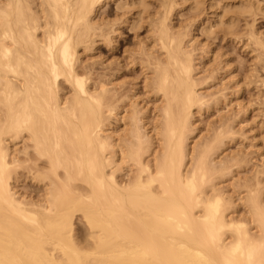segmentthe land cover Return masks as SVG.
<instances>
[{
    "label": "bare ground",
    "instance_id": "bare-ground-1",
    "mask_svg": "<svg viewBox=\"0 0 264 264\" xmlns=\"http://www.w3.org/2000/svg\"><path fill=\"white\" fill-rule=\"evenodd\" d=\"M144 1L141 7L150 5ZM161 1L153 39L163 59L149 62L150 88L161 103L151 128L159 147L148 162L143 153L155 138L142 125L143 110L132 103L137 107L119 113L108 90H89L75 68L102 1L0 0V264H264V195L250 186L243 200L249 218L231 215L233 198L213 183L221 158L212 152L220 139L210 136L212 143L199 149L202 142L188 144L192 109L203 95L183 46L186 35L168 27L177 3ZM191 1L195 11L203 4ZM214 1L217 26L226 10L264 14V0ZM60 82L69 95L61 97ZM110 117L122 122L123 136L108 132ZM19 140L22 149L12 145L16 157L10 145ZM126 162L136 169L123 182L115 172ZM22 168L44 188L36 202L13 188L12 175ZM77 214L89 237L83 247L72 237Z\"/></svg>",
    "mask_w": 264,
    "mask_h": 264
},
{
    "label": "rangeland",
    "instance_id": "rangeland-1",
    "mask_svg": "<svg viewBox=\"0 0 264 264\" xmlns=\"http://www.w3.org/2000/svg\"><path fill=\"white\" fill-rule=\"evenodd\" d=\"M101 1L102 3L96 8L93 15V31L88 38L89 41L87 40L83 44L84 47L81 45L78 48V60L75 68L78 74L86 79V85L89 86H87L88 89L90 88L89 90L95 91L97 87H104V89L108 90L109 93L106 95L108 98L106 99L110 98L109 102L119 104V113L123 108H131L130 104L135 108L138 106L136 109H139V111L143 110V115H140L141 118L144 116L142 125L144 128L147 126L148 129L146 128V130L150 133L155 128V121L157 120L158 110L155 108L161 105L159 95L155 93L157 95L155 96L152 93L154 88L152 90L150 88L151 82L154 83V79H151L154 78V72L149 67L154 70V64L151 65L152 63L149 62L153 61L154 63L155 60L151 57L156 59L157 54L161 52L157 45L159 44L158 39L156 41L154 39L157 37V24L160 20L158 17L160 18L161 16L162 7L160 3L162 1H144L145 4L147 2V4H150L145 5V9L140 6L139 0ZM173 1H176L174 3L177 4H175L176 8L174 5L171 13L173 15L170 16V19H172H169V22L167 21L168 27L171 25L173 30L171 28L170 30H172L174 35H178L176 32L183 36L186 35L184 36L183 46L186 51L191 53L194 73L196 74H194L196 88L199 89L197 91L200 92V96L201 93L203 95L201 96V103L192 109L193 114L190 119L191 135L189 136L191 140L188 139L190 141L187 142L189 146H193V143L202 142L201 144H196L198 146L196 148L199 149L201 145L212 143L214 138L220 139L218 142L221 141L222 144L215 143V147L217 145L216 148H220L219 150L215 148V151L218 150L219 152L213 151L212 153L216 154V159L218 157L221 159L218 158L220 160L215 161L216 159L211 154L213 161L218 166L221 165L219 167L220 173L218 172L214 176V180L217 179V182L214 181L213 183L223 189L222 191L224 194L226 192L227 195H225L227 197L233 198L231 199L233 205L230 206L231 211L229 210V213L231 212L230 214H234L233 216H237V218L242 216L240 219H248L249 217L245 218L248 215L246 213L248 210L245 212L247 206H243V200L249 187L253 186L254 188L255 185V190L253 189V191L257 194L263 193L262 195L260 194V197L264 195V52L262 51L264 50L262 45V42L264 44V14L263 16L260 14L261 12L263 13V9L257 11L260 12L259 14L255 12L253 17L247 14H237L232 12L234 11L233 9L230 11L226 10L228 17L225 15L226 12L222 13L223 15L220 14L224 17V20L222 17L224 22L222 25L217 26L213 23V10L215 9H213L214 7H212L213 10L211 7L209 8V4L213 0H202L203 4L201 3V7L197 8L198 10L196 11L191 0ZM215 1L218 2H216L217 5L220 2L219 5L222 6L223 4V6H226V4H237L240 0ZM36 2L37 0H35ZM159 6L161 10L159 9L158 11L157 8H160ZM156 13L158 14V21L155 18ZM232 15L234 17H231ZM225 16L229 18L228 21ZM225 20L230 23L235 22V24L231 23L232 27ZM152 21L154 23H151ZM152 24L153 28L156 26L154 28L156 30L155 34V30L151 27ZM213 25L215 28H211ZM250 25L253 26L251 27ZM208 26L209 28H207ZM227 27H230V29H226ZM206 28L209 30L211 28L212 31L210 30L209 32ZM180 31L183 32L181 33ZM184 32L186 33L183 34ZM255 40H258L260 45L253 44L256 43ZM159 56L163 59L161 53ZM150 73L153 74V77ZM60 84L62 88L59 86L61 97L69 95L70 91H68L67 85L63 82H60ZM94 87H96L95 90ZM108 94L111 95L109 96ZM132 103H136L137 106ZM113 119L112 117L108 119L109 125L107 127L108 132L112 133L113 135H111L115 139L117 135L123 132L120 130L122 122L117 123ZM153 131L150 135L155 138V135H152ZM210 136L214 138L211 139ZM210 139L211 142L209 141ZM156 141V138L152 139L150 143L152 145L149 144V150L147 147V154L144 156L145 153H143V158L146 157L144 159H147L148 162H153L151 160L154 157L153 155H155L153 153L156 150L158 151L159 146L157 144L159 142L157 141V143ZM20 143V140L19 142L17 141V145L15 142L14 144L11 143L10 148H14V151L17 150L16 146L19 149L23 148ZM218 145L220 146L218 147ZM17 151L14 152L15 156ZM219 154L221 156H218ZM20 155L21 159L19 160H22L23 154H21V151ZM223 160L225 163L227 161V167ZM128 163L126 162L125 164ZM125 164L121 165L122 168H119L120 166L117 168L120 171L122 169L121 172L119 171L120 173H118V170L115 172V177L122 179V181L124 178L126 181V177L130 174L132 177L133 173H135L134 168L136 169L132 163L128 164L132 165L129 168ZM130 170L134 172L131 173ZM16 173L12 175L13 188H15L16 194L20 197L23 196L25 199L34 200V202L39 200V197L44 193L42 184L37 182L36 184L35 180H31V176L30 174L28 176L25 168L24 170L23 168L18 169L17 175ZM15 180L16 182H14ZM118 181L120 182V180ZM256 181L258 183H255ZM256 184H258L257 187ZM250 188L252 189V187ZM261 200L264 203V199ZM232 211L234 212L233 214ZM245 214L247 215L243 216ZM79 215H75L72 221V237L76 244L83 247V245L85 246L84 243L88 242L89 237L84 221Z\"/></svg>",
    "mask_w": 264,
    "mask_h": 264
}]
</instances>
